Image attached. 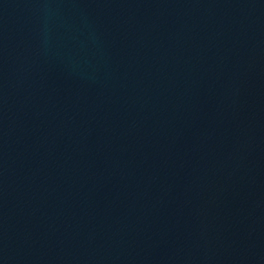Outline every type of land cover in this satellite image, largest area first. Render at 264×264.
<instances>
[{
    "label": "water",
    "instance_id": "95a60500",
    "mask_svg": "<svg viewBox=\"0 0 264 264\" xmlns=\"http://www.w3.org/2000/svg\"><path fill=\"white\" fill-rule=\"evenodd\" d=\"M0 264H264V0H0Z\"/></svg>",
    "mask_w": 264,
    "mask_h": 264
}]
</instances>
